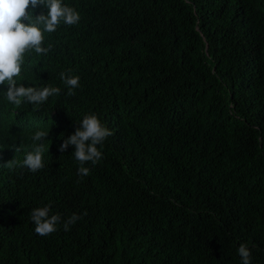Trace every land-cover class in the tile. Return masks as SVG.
I'll use <instances>...</instances> for the list:
<instances>
[{
	"label": "trees",
	"instance_id": "16d2710c",
	"mask_svg": "<svg viewBox=\"0 0 264 264\" xmlns=\"http://www.w3.org/2000/svg\"><path fill=\"white\" fill-rule=\"evenodd\" d=\"M63 3L79 22L45 32L52 48L32 58L80 86L56 95L67 122L46 115L63 139L87 114L112 134L86 176L69 145L27 198L0 187V221L18 234L0 264H242L241 244L264 264V0ZM47 176L53 193L36 203ZM40 205L61 217L46 236L31 220Z\"/></svg>",
	"mask_w": 264,
	"mask_h": 264
},
{
	"label": "clouds",
	"instance_id": "9594fccd",
	"mask_svg": "<svg viewBox=\"0 0 264 264\" xmlns=\"http://www.w3.org/2000/svg\"><path fill=\"white\" fill-rule=\"evenodd\" d=\"M39 5L47 7V14H40ZM79 20V13L63 0H0V187L6 190L1 197L27 198L25 183L45 179L50 173L49 154L58 147L63 153L69 145L74 146V157L79 162L74 165V176L88 175L90 170L83 165L87 162L95 165L102 158L97 145H102L112 133L95 114L85 115L80 127L62 144L60 121L46 115L56 106L67 122L66 106L56 95L63 90L69 96L74 95V90L80 86L79 77L62 72L57 74L61 82L56 83L50 73L52 68L32 58L34 51L47 55L51 50L50 43L43 46L45 32H55L61 22L75 25ZM54 128L50 137L49 131ZM41 185L48 190L38 187L36 203L41 202L37 197L43 193H53L48 176ZM7 205L3 211L18 210L17 204ZM40 206L32 210L31 220L35 232L46 236L57 230L61 217L50 215L51 205ZM79 218L75 214L68 218L64 222L65 231ZM3 222L0 221V245L18 235ZM238 254L242 264H250L251 252L244 244L239 246Z\"/></svg>",
	"mask_w": 264,
	"mask_h": 264
},
{
	"label": "bare ground",
	"instance_id": "6f19581e",
	"mask_svg": "<svg viewBox=\"0 0 264 264\" xmlns=\"http://www.w3.org/2000/svg\"><path fill=\"white\" fill-rule=\"evenodd\" d=\"M30 10L33 11L32 9H30ZM52 109H53V112H57L58 114H61L59 108H57L56 106H53ZM53 112H52V113H53ZM49 113H51V112H49ZM46 114H47V113H46ZM54 131H55V130H54ZM52 134H53V133H52ZM52 134H51V135H52ZM51 135H50V137H51ZM64 135H66V133H63V135L59 136V138H61V137L64 136ZM64 139H66V138H64ZM64 139H62L61 144L63 143V140H64ZM36 184H37L38 186H41V189H42V190H48L46 187H43L41 184H39V183H37V182H36Z\"/></svg>",
	"mask_w": 264,
	"mask_h": 264
}]
</instances>
